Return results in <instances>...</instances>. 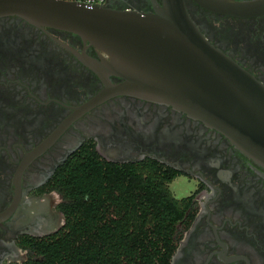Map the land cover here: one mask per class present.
Wrapping results in <instances>:
<instances>
[{"label": "flooded vegetation", "instance_id": "flooded-vegetation-1", "mask_svg": "<svg viewBox=\"0 0 264 264\" xmlns=\"http://www.w3.org/2000/svg\"><path fill=\"white\" fill-rule=\"evenodd\" d=\"M185 2L204 36L264 85V15L236 17ZM103 4L153 9L152 0ZM81 54L98 58L74 34L0 18V215L15 202L21 169L16 206L0 218V264H24L31 255L25 241L64 229V199L52 186L83 151L161 168L172 198L185 208L168 264H264V167L170 105L117 94L85 108L105 84ZM182 183L191 190L178 197L174 188Z\"/></svg>", "mask_w": 264, "mask_h": 264}, {"label": "water", "instance_id": "water-1", "mask_svg": "<svg viewBox=\"0 0 264 264\" xmlns=\"http://www.w3.org/2000/svg\"><path fill=\"white\" fill-rule=\"evenodd\" d=\"M152 1L145 12L73 0H0V18L71 33L94 48L98 58L78 56L105 88L85 108L117 94L170 105L220 131L264 167L263 83L204 36L185 0ZM196 1L236 17L264 15V0ZM110 76L122 81L111 83ZM20 175L21 169L15 202L0 218L16 206Z\"/></svg>", "mask_w": 264, "mask_h": 264}, {"label": "trees", "instance_id": "trees-1", "mask_svg": "<svg viewBox=\"0 0 264 264\" xmlns=\"http://www.w3.org/2000/svg\"><path fill=\"white\" fill-rule=\"evenodd\" d=\"M153 162L118 164L83 151L55 178L64 229L24 242V264H168L185 208Z\"/></svg>", "mask_w": 264, "mask_h": 264}, {"label": "rangeland", "instance_id": "rangeland-1", "mask_svg": "<svg viewBox=\"0 0 264 264\" xmlns=\"http://www.w3.org/2000/svg\"><path fill=\"white\" fill-rule=\"evenodd\" d=\"M191 190V186L185 183L180 184L174 188V191L178 197L187 195Z\"/></svg>", "mask_w": 264, "mask_h": 264}, {"label": "built area", "instance_id": "built-area-1", "mask_svg": "<svg viewBox=\"0 0 264 264\" xmlns=\"http://www.w3.org/2000/svg\"><path fill=\"white\" fill-rule=\"evenodd\" d=\"M81 3H85L88 5H102L105 0H73Z\"/></svg>", "mask_w": 264, "mask_h": 264}]
</instances>
